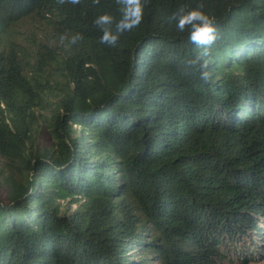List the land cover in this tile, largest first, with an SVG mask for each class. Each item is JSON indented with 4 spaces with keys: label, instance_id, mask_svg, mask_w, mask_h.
Returning <instances> with one entry per match:
<instances>
[{
    "label": "trees",
    "instance_id": "1",
    "mask_svg": "<svg viewBox=\"0 0 264 264\" xmlns=\"http://www.w3.org/2000/svg\"><path fill=\"white\" fill-rule=\"evenodd\" d=\"M200 3L217 29L208 82L168 22ZM105 13L120 19L115 0H0V264L264 260V0H147L115 47ZM30 15L69 37L42 119V74L8 30ZM40 120L53 141L37 150Z\"/></svg>",
    "mask_w": 264,
    "mask_h": 264
},
{
    "label": "clouds",
    "instance_id": "2",
    "mask_svg": "<svg viewBox=\"0 0 264 264\" xmlns=\"http://www.w3.org/2000/svg\"><path fill=\"white\" fill-rule=\"evenodd\" d=\"M119 6L120 19L117 21L110 14H103L96 18L95 25L100 29V43L115 47L121 36L125 32H130L137 28L144 19V10L147 0H115ZM57 3L63 5L71 3L78 5L81 0H57ZM94 4H99L100 0H93ZM204 4L200 3L195 8L189 9L187 5H181L169 17L168 22H175L176 29L179 32H188V40L194 44L200 51L195 57L189 60L188 66L200 72V79L208 82L212 78V71L209 70L212 46L217 40V29L212 17L204 12ZM69 39L67 34L60 37L61 42ZM83 36L79 33L70 37L69 42L76 44L81 41ZM260 264H264L261 261Z\"/></svg>",
    "mask_w": 264,
    "mask_h": 264
},
{
    "label": "rangeland",
    "instance_id": "3",
    "mask_svg": "<svg viewBox=\"0 0 264 264\" xmlns=\"http://www.w3.org/2000/svg\"><path fill=\"white\" fill-rule=\"evenodd\" d=\"M8 30L12 34L18 51L31 62V65L28 67L37 69V71L42 74V77H38L40 81L36 89H42L46 91V93L44 95V105L37 108V114L40 116V119H42L43 116L48 117L52 114L54 102L58 100V95L67 88L65 85L61 84L62 82L66 83L65 78L61 76V70L57 69L55 61L50 60V57H52V54H54V56L60 55L63 57L66 53V45L64 42H61V35L51 27L48 20L39 18L36 15H30L15 24H11ZM46 47L49 49L46 50ZM39 51L44 52L45 62H47L48 59L50 60L48 63L49 65L41 66L38 61ZM53 95L57 96L55 97ZM42 121L43 120H40L39 123L36 124L35 142L33 146L34 149L37 150L43 147H51L53 141L48 133L46 123ZM76 128L78 130L80 129L79 126ZM6 172L10 173L11 171L7 170ZM0 196L4 197V193L1 191ZM63 204L65 209L68 208L65 202H63ZM76 206L77 204H73L72 209H75ZM261 261H255L250 264H260Z\"/></svg>",
    "mask_w": 264,
    "mask_h": 264
}]
</instances>
